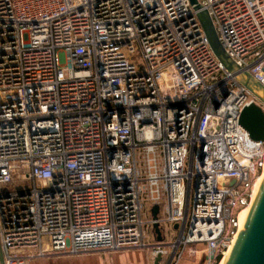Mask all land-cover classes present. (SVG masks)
<instances>
[{
    "label": "built area",
    "instance_id": "1",
    "mask_svg": "<svg viewBox=\"0 0 264 264\" xmlns=\"http://www.w3.org/2000/svg\"><path fill=\"white\" fill-rule=\"evenodd\" d=\"M249 80L264 89V0H0V264H220L264 169Z\"/></svg>",
    "mask_w": 264,
    "mask_h": 264
},
{
    "label": "water",
    "instance_id": "2",
    "mask_svg": "<svg viewBox=\"0 0 264 264\" xmlns=\"http://www.w3.org/2000/svg\"><path fill=\"white\" fill-rule=\"evenodd\" d=\"M191 2L196 4V0ZM200 21L216 57L227 70L234 71L236 65L226 55L210 18L202 14ZM251 81L253 80H249L247 86L264 104V99L254 91ZM257 85L263 89L258 83ZM240 124L250 134L251 139L264 142V108L262 106L252 104L246 107L241 113ZM158 213L159 208L155 207L153 210L155 219ZM155 232L160 235L158 225H155ZM158 240H162L161 236ZM161 261L162 256L158 255L153 264H160ZM225 264H264V182Z\"/></svg>",
    "mask_w": 264,
    "mask_h": 264
},
{
    "label": "rangeland",
    "instance_id": "3",
    "mask_svg": "<svg viewBox=\"0 0 264 264\" xmlns=\"http://www.w3.org/2000/svg\"><path fill=\"white\" fill-rule=\"evenodd\" d=\"M253 89L256 92H258V90H263L256 86H254ZM152 231L153 230L151 229V233ZM151 239L153 241L157 240L155 232L152 234ZM199 257L200 255L194 257V255L191 254V251L187 250L179 264H199L196 260ZM32 264H153V261L151 260L150 250H123L118 252L95 251L70 257L56 256L36 260Z\"/></svg>",
    "mask_w": 264,
    "mask_h": 264
},
{
    "label": "bare ground",
    "instance_id": "4",
    "mask_svg": "<svg viewBox=\"0 0 264 264\" xmlns=\"http://www.w3.org/2000/svg\"><path fill=\"white\" fill-rule=\"evenodd\" d=\"M256 93H259V95L261 97H263V99H264V89L263 90H258V92H256ZM263 182H264V169H263L262 174L259 176L258 180L255 182V185H254V188H253L252 201L250 202V204L245 209H243V212L240 215L241 226H240L239 232L236 235V237L234 238V240H233L232 244L230 245L229 249L225 252V254L223 256L224 260L222 259L220 264H225V262H226V260H227V258L229 256L232 248L234 247L235 242H236V240H237V238H238V236H239V234H240V232H241V230L243 228V225H244V223H245V221H246V219H247V217H248V215H249V213L251 211V208H252V206H253V204H254V202H255L258 194H259V191H260V189H261V187L263 185Z\"/></svg>",
    "mask_w": 264,
    "mask_h": 264
},
{
    "label": "crops",
    "instance_id": "5",
    "mask_svg": "<svg viewBox=\"0 0 264 264\" xmlns=\"http://www.w3.org/2000/svg\"><path fill=\"white\" fill-rule=\"evenodd\" d=\"M251 82H252V86H256V87L260 88L255 81H251ZM157 236L160 237V235L158 233H157ZM157 239H159V238H157ZM151 260H152V258H151ZM152 261H154V260H152Z\"/></svg>",
    "mask_w": 264,
    "mask_h": 264
}]
</instances>
